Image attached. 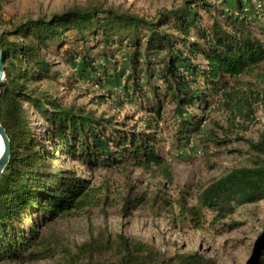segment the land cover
Listing matches in <instances>:
<instances>
[{"label": "trees", "instance_id": "1", "mask_svg": "<svg viewBox=\"0 0 264 264\" xmlns=\"http://www.w3.org/2000/svg\"><path fill=\"white\" fill-rule=\"evenodd\" d=\"M254 1L185 0L151 20L113 8H75L27 20L0 35L6 69L0 123L11 140L10 162L0 178V262L39 259L38 252L48 249L43 230L90 201V180L71 170L50 169L58 155L90 171L156 168L173 182L161 153L163 134L172 135L177 148L195 138L200 144L221 146L229 141L219 132L247 129L240 125L255 123L258 110H264V74H258L264 68V25L258 17L262 10ZM69 42L81 47L78 54L66 50L70 66L80 62V80L87 77L99 86L123 80L124 94L143 118L130 125L129 119L118 121L63 106L39 86L58 78L48 57ZM90 43L103 49L101 65L91 56L95 47L90 48ZM112 48L127 51V74ZM215 114H224L226 120L214 118ZM35 117L42 119V128ZM237 139L264 157L263 137ZM262 200L264 161L233 169L209 184L198 208L191 209V220L204 225L206 216L200 212L210 211L214 225L237 207ZM119 240L116 261L91 264H216L199 252L167 260L146 248L147 256H140L129 239L120 236ZM250 264H264V240Z\"/></svg>", "mask_w": 264, "mask_h": 264}, {"label": "rangeland", "instance_id": "2", "mask_svg": "<svg viewBox=\"0 0 264 264\" xmlns=\"http://www.w3.org/2000/svg\"><path fill=\"white\" fill-rule=\"evenodd\" d=\"M184 1L0 0V35L13 31L27 20L49 18L75 8H113L151 20L163 10L177 9ZM217 1L228 3L229 0ZM254 4L262 10L258 17L264 25V3L255 0ZM200 12L207 21L204 11ZM95 45L90 43L88 46ZM64 47L48 57L58 72V78L40 83V87L48 90L53 98L58 97L63 106L105 114L118 121L129 119L130 125L144 117L143 113L137 114L136 106L124 94L123 80L120 83L107 81L104 86L90 82L87 77L80 80V62L70 66L66 50L78 54L81 47L70 42ZM112 51L120 61L121 71L127 74V51H116L115 48ZM103 53L101 47L90 50L97 65L102 64ZM258 74H264V68H260ZM214 118L225 116L215 114ZM33 120L39 128L44 125L41 118ZM209 126L206 125L207 128ZM240 126H247V129L233 128L227 134L219 132L220 137L229 141L221 146L200 144V139L195 138L184 147L177 148L172 135L163 134L161 153L168 161L173 182L156 168L98 167L90 171L77 161L58 155L60 159L52 161L50 169L71 170L90 180L93 189L90 201L79 211L51 222L43 230L41 235L48 249L38 252L39 259L4 260L0 264L114 262L120 236L129 239L134 249L140 250V256H147L146 248H151L167 260L199 252L205 260L213 259L216 264H246L252 256L255 242L264 234V200L239 206L234 213L217 220L214 225L210 224V211L200 212L202 217L206 216L204 225H196L191 220V209L198 208L199 197L209 184L233 169L251 167L264 161V157L254 153L246 141L237 139L238 136L253 141L264 138V110H258L255 123H242ZM182 205L186 206L185 210Z\"/></svg>", "mask_w": 264, "mask_h": 264}, {"label": "water", "instance_id": "3", "mask_svg": "<svg viewBox=\"0 0 264 264\" xmlns=\"http://www.w3.org/2000/svg\"><path fill=\"white\" fill-rule=\"evenodd\" d=\"M5 54L0 50V92H1V85L4 83L6 77V69H5ZM0 178L8 166L11 157V140L7 134L6 129L0 123ZM264 240V234L257 239L254 245V249L252 252L251 258L246 262V264H250L251 260L254 258L255 254L258 251L260 242Z\"/></svg>", "mask_w": 264, "mask_h": 264}, {"label": "bare ground", "instance_id": "4", "mask_svg": "<svg viewBox=\"0 0 264 264\" xmlns=\"http://www.w3.org/2000/svg\"><path fill=\"white\" fill-rule=\"evenodd\" d=\"M0 149H1V146H0Z\"/></svg>", "mask_w": 264, "mask_h": 264}]
</instances>
